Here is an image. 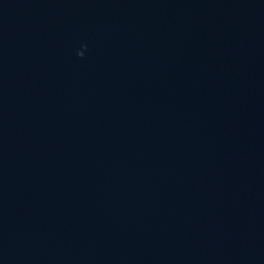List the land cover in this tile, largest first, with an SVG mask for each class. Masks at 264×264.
I'll return each mask as SVG.
<instances>
[{"label":"water","instance_id":"1","mask_svg":"<svg viewBox=\"0 0 264 264\" xmlns=\"http://www.w3.org/2000/svg\"><path fill=\"white\" fill-rule=\"evenodd\" d=\"M0 264H264V0H0Z\"/></svg>","mask_w":264,"mask_h":264},{"label":"clouds","instance_id":"2","mask_svg":"<svg viewBox=\"0 0 264 264\" xmlns=\"http://www.w3.org/2000/svg\"><path fill=\"white\" fill-rule=\"evenodd\" d=\"M84 47L86 48L87 45H84ZM78 54H79L80 56H83V55H84V52H83V51H80Z\"/></svg>","mask_w":264,"mask_h":264}]
</instances>
